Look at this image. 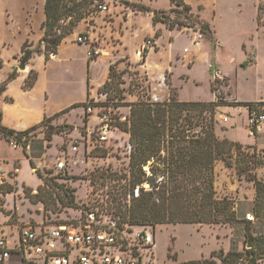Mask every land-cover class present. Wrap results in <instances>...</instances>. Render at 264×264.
I'll return each mask as SVG.
<instances>
[{
    "label": "rangeland",
    "instance_id": "374dc122",
    "mask_svg": "<svg viewBox=\"0 0 264 264\" xmlns=\"http://www.w3.org/2000/svg\"><path fill=\"white\" fill-rule=\"evenodd\" d=\"M184 1L194 13L199 14L210 24L214 33L213 41L203 36V42L196 41L198 32L192 31L191 28L182 29L183 33L171 32L161 23L153 24L151 13L136 12L134 8L135 5H143L151 10L167 12L170 6L169 0L95 2L94 6L90 7L92 12L87 19L81 21L73 34L65 38L59 58L50 61L47 65L49 92L56 106H64L70 101L85 103L88 89L87 72L91 70L95 75L93 80L96 83L97 79L102 78L101 70L105 71L106 63L114 67V76L116 81H119L117 87L119 92L112 88L109 91V99L103 94L94 95L89 99L88 102L93 101L92 103L97 107L87 116L85 127L83 120L86 115L83 114V108H75L71 110L70 117L64 115L53 122V125L63 129L59 134L62 140L56 144V148L59 151H67L66 170L54 172L50 176L41 172L44 184L35 190L36 194L33 193L34 191L24 190L23 197L14 193L18 190L14 186L0 184L5 189L11 188L6 208L3 207L5 195L0 194V234L7 237L9 246H19V226L22 223L30 221L35 224L46 220L64 219L63 212L68 213L67 209L75 211L89 209L112 216L115 208L111 198L115 192L109 189L108 183L115 181L102 180V177L113 179L124 177L121 181L124 183L125 177H129L130 152L128 134L120 131L115 125L127 121L130 113L129 105L136 103L139 98L153 102L166 100L169 88L165 80L170 83L171 89L182 101H208L212 99L213 94L214 100L216 96H220L226 102L255 100L259 97L260 89L264 87V81H261L264 80V54L257 56L258 67L251 68L254 53L245 50V45L242 47V43L245 41L248 46L264 51V37L262 39L264 0ZM44 3L45 0H0V13L5 6L10 18L14 20L12 24L9 18L4 17L6 21L0 27V41L7 40L8 53H13L18 48L20 34L15 26L23 24L26 12L37 19L39 9ZM97 4L106 5L107 11L99 10ZM258 9L261 12V25L257 22ZM172 18L173 15L170 19ZM156 33H158L156 41L158 50H152L146 65L148 55L141 59L137 56V52L147 39H153L155 42ZM79 34L90 35L93 45L100 48L103 53L101 57L89 61H99L90 70L85 63L87 46L77 44L75 41ZM217 39L219 44H216ZM207 43L210 51L207 49ZM30 47L32 45H29L27 50L44 52L43 43L40 41ZM196 47L199 48L201 56L197 57L191 70L187 66L193 63L190 61L186 63L187 66L182 65L178 62L180 57L174 62L175 66L173 65L172 70L168 68L169 53L180 55L186 48L190 54ZM51 57L52 55L49 59ZM245 58L251 61L248 67L242 70L240 66ZM19 64L21 62L18 60ZM209 65L213 74L209 71ZM218 69L228 78H218L221 84L212 93L210 85ZM16 70L22 72L20 69L16 68ZM90 79L89 76V84ZM257 102L264 103V94L260 100L253 103ZM98 110L100 115L109 116L111 123L108 127L99 122ZM248 116V109L245 107L217 109L216 134L220 139L226 136L227 139L241 144L242 157L264 162V149L254 145L255 142L252 143V140L262 133L253 132L248 123ZM63 126L65 128H62ZM44 130L42 128V131ZM80 134L84 145L78 153L71 154L68 151L69 144ZM61 155L57 154L56 150L48 151L45 155V163L54 164L55 158ZM249 173L250 176L264 182L263 167L252 168ZM250 176L238 173L234 167H226L219 161L215 166V190L218 197H226L233 201L240 219L252 221L253 234L264 235V220H256L252 210L255 189L253 182L249 180ZM127 195L128 193L122 194L120 197L123 208L128 205ZM16 205H20L17 208L28 217L27 220L16 214ZM7 210L10 214H7ZM13 212L15 214L11 218ZM9 221L10 226H5L4 222ZM135 227L153 234L155 248L152 264H177L190 260L210 259V253L213 251L221 250L226 253L235 249L244 252L246 249L243 223L235 226L164 224ZM215 260L218 262L217 259ZM259 264H264V260H260Z\"/></svg>",
    "mask_w": 264,
    "mask_h": 264
},
{
    "label": "trees",
    "instance_id": "16d2710c",
    "mask_svg": "<svg viewBox=\"0 0 264 264\" xmlns=\"http://www.w3.org/2000/svg\"><path fill=\"white\" fill-rule=\"evenodd\" d=\"M102 1L104 0H45L43 37L40 41L44 46L45 62L49 60L50 55L57 54L61 42L73 34L81 21L87 19L92 12L90 7L94 6L95 2ZM169 5L167 12L151 10L143 5H135L134 8L136 12L151 13L152 23H161L169 31L191 28L207 40L213 41L214 33L210 24L199 14L194 13L184 0H169ZM260 13L258 9L259 25H261ZM171 15H173L172 19H170ZM154 37L157 38L158 33ZM27 47V43L22 46V56L19 60L21 64H26L34 54L38 53L35 50H27ZM90 60L95 59H89L88 62ZM250 61L251 59H246L240 67L246 69ZM1 67L0 62V69ZM210 71L213 74L212 68ZM16 77V71L8 75L7 79L0 84V95L7 84ZM36 80L37 73L31 71L22 89H31ZM118 84L119 81H116L114 76V67L111 65L108 69L107 81L98 89L97 94H103L109 99V91L112 88L119 92ZM165 84L169 88L167 100L153 102L139 98L136 103L129 105L130 113L127 121L115 125L120 131L128 134L130 152L129 177H125L124 183L121 182L124 177L117 179L102 177V180L115 181V183H108L109 189L115 192L111 198L115 208L112 216L119 226L124 224L130 226L164 224L235 226L243 223L245 248L247 244H250V248H246L244 252L235 249L226 253L221 250L213 251L210 253V259L190 260L177 264H259L260 260H264V235L251 232L252 221L238 217L233 201L217 196L215 166L221 161L226 167H234L238 173L250 176L249 171L255 167L264 168V162L242 157L241 144L226 138L220 139L216 134L215 116L219 107H245L250 111L253 108H264V103L226 102L220 96H216V99L211 102L180 101L167 80ZM220 84L219 80H213L210 85L211 92L216 91ZM87 87H89V71ZM88 101H90L89 98L85 103L72 105L22 132L6 128L2 124L0 112V140L15 141L25 152L36 131L47 128L43 131L44 140L49 143L53 135L63 132V129L53 125V122L64 115L67 116L75 108H83V114L86 115L83 124L84 127L87 125V116L92 114L87 109L97 107L92 103L93 101ZM102 116L98 110L99 122ZM110 123L109 119L103 124L108 127ZM80 138H83L81 134L77 139ZM68 148L70 152V147ZM66 152L56 149V153L62 155L55 158V169L57 162L66 158ZM31 166L35 168L32 161ZM65 170L66 167L58 172ZM36 173L40 178L43 177L40 170H36ZM249 180L253 182L255 189L252 209L255 219L264 220V182L254 176H250ZM3 188V185H0V194L6 195L11 192L10 187ZM136 189L138 196L134 197ZM126 193L130 194L131 200L130 204L123 208L120 197ZM173 261H176L175 256Z\"/></svg>",
    "mask_w": 264,
    "mask_h": 264
},
{
    "label": "crops",
    "instance_id": "0c3cea01",
    "mask_svg": "<svg viewBox=\"0 0 264 264\" xmlns=\"http://www.w3.org/2000/svg\"><path fill=\"white\" fill-rule=\"evenodd\" d=\"M4 17L9 18L10 22L13 24L14 20L13 18H10V15L8 14V11L5 6L3 9H1V13H0V27L6 21ZM44 20H45L44 4L39 9L37 19L36 17L32 18L28 12L25 13L23 24H17V26H15L16 30L20 34V37L18 39V48L13 53H8L9 44L7 40L0 41V62L2 64V67L0 69V84L3 83L7 79L8 75L11 74L13 71H16L17 74V77L13 81L7 84L6 89L0 95V112L2 114V124L6 128L14 130L16 132L25 131L35 125L40 124L45 118L52 117L56 113H59L60 111L72 105L80 104V101H70L64 104V106H56L49 92L47 65L50 61L59 58L61 47L66 39H64L59 45L57 49V54L52 55V57L47 62H45L44 52L41 51L34 54V56L30 60H28L26 64H24L25 69L22 70V72L19 73L16 70V68L19 69L18 67L20 64L18 65V60H20L22 56L21 49L23 44L27 43L28 47L29 45H32L33 47L39 41H41L43 37L42 23L44 22ZM173 31H177V30H173ZM179 32L183 33L182 31ZM263 37L264 34L262 36V39ZM203 39H201L202 42ZM156 41L157 38H155V44ZM207 44H208L207 49L208 51H210L209 43ZM216 44H219L218 39L216 40ZM243 45H245V50H248L249 53L250 52L254 53L252 54L253 66H251V68H255V67L257 68L258 67L257 56L261 55L262 53L264 54V51L263 50L258 51L257 49H255L254 46H248L245 41L242 43V47ZM153 50L155 51L158 50L157 44ZM151 53L152 51L148 53L146 59V65ZM198 56L199 57L201 56L198 47L194 48V50H192L190 54L189 51L186 50V48L183 49V53L180 55L169 53L168 68L172 70L173 65L175 64L174 62L177 60V58L180 57L178 62H180L182 65L187 66L186 63L190 61L193 63L191 66H187V68L191 70ZM88 60L89 59L87 58L85 53V63L89 67V70L94 64H97L99 62V61L88 62ZM109 65L110 64L106 63L105 71L102 72L103 70H101L102 78L97 79L96 83H94L93 80V77L95 75H93V73L90 70L89 76L91 77V79H90L89 87L86 92V100L87 98L92 99L94 95H97L98 89L107 81ZM209 69H211L210 65H209ZM31 71H35L37 73V80L31 89L23 90L22 86L25 83V80L27 79ZM170 75L173 76L172 73H170ZM216 75H218L220 79L228 78L225 74H223V72L220 69L216 71ZM148 76L150 80L149 71H148ZM263 94H264V87H261L259 92V97L257 99L241 101V102H256L260 100ZM179 100L182 101L181 99ZM188 101H204V100H188ZM211 101H214V94L212 96V99L205 102H211ZM219 108L225 109L226 107H219ZM71 113L72 112L70 111V113L67 116L70 117ZM223 138H226V136H224ZM60 140H62L60 135H53L52 140L48 143L46 140H44V132L42 131V129H39L31 138L29 145L26 151L24 152L22 148H18V149L13 148L10 145V141L1 139L0 140V184L14 186L16 189H18L14 193L16 194L18 193L23 197L25 195L24 190H28L31 192L37 190V188L41 187L44 184V181L42 178H40L37 175L36 170H40V172H42L46 176L47 175L50 176L53 175L54 172H58V170L55 169L54 164L45 163V155L48 153V151L54 152L57 149L56 144H58ZM252 143H254V145L256 144L258 148L264 149V131L258 137L254 138L252 140ZM48 145H50V147H48ZM31 161L34 163L35 168H32ZM9 194L10 193H7L3 197L4 208H6L7 206V200ZM17 206L20 207V205H16V214L20 215L22 219L27 220L28 217H25V215L20 212ZM7 211H8L7 214H10V211L9 210ZM14 214L15 213L13 212L11 218H13ZM27 222L30 221H26L25 223ZM36 224L39 223L37 222ZM4 225L10 226V221L6 223L4 222Z\"/></svg>",
    "mask_w": 264,
    "mask_h": 264
},
{
    "label": "built area",
    "instance_id": "2783aa9c",
    "mask_svg": "<svg viewBox=\"0 0 264 264\" xmlns=\"http://www.w3.org/2000/svg\"><path fill=\"white\" fill-rule=\"evenodd\" d=\"M99 10L107 11L106 5ZM197 33L195 40H201ZM77 44L87 46L88 59H97L103 55L102 50L93 45L90 35L79 34ZM154 40L147 39L141 45L137 56L146 57L154 47ZM218 75L213 80H218ZM92 113L93 108H88ZM248 123L255 133L264 131V108H253L248 111ZM108 115H103L100 123H107ZM10 145L21 148L20 144L11 141ZM84 145L83 138H74L70 142V153H78ZM66 158L56 164L58 171L65 169ZM36 194V192H33ZM138 190L134 191V197ZM131 196L127 195L128 205ZM64 219L46 220L39 224L31 222L19 226V246L11 247L7 237L0 234V264H152L154 262L155 241L153 234L138 227L118 222L105 214L93 210L67 209ZM71 215V217H68ZM39 229L38 231L36 229Z\"/></svg>",
    "mask_w": 264,
    "mask_h": 264
},
{
    "label": "water",
    "instance_id": "95a60500",
    "mask_svg": "<svg viewBox=\"0 0 264 264\" xmlns=\"http://www.w3.org/2000/svg\"><path fill=\"white\" fill-rule=\"evenodd\" d=\"M20 70H24L25 69V65L24 64H20L19 67H18ZM246 248H250V244H247L246 245Z\"/></svg>",
    "mask_w": 264,
    "mask_h": 264
}]
</instances>
